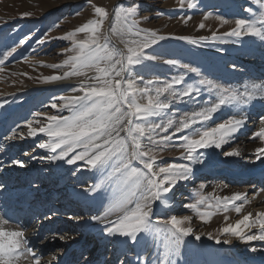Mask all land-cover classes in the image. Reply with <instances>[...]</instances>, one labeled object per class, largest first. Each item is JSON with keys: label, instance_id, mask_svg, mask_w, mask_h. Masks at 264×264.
<instances>
[{"label": "rangeland", "instance_id": "rangeland-1", "mask_svg": "<svg viewBox=\"0 0 264 264\" xmlns=\"http://www.w3.org/2000/svg\"><path fill=\"white\" fill-rule=\"evenodd\" d=\"M189 2L195 7L189 8ZM262 5L264 0H0V61H2L0 62V133L5 131L3 138H8L9 135H14L13 129H16L15 139L10 140L17 144L23 143L25 146L20 154L22 160L19 161H23L31 168L32 181H35L34 184L26 186V189L38 184L48 195L45 199V201L49 200L47 203H53L61 209L67 208L81 221V224L74 227L73 234L79 236L84 232L90 248L80 254L76 260L78 264L88 262V252L93 246L105 248L107 243H114L112 248L116 250L128 240L118 235H106L103 221L92 219L94 216L107 217L109 220L116 219L119 213L109 215V209L114 203L113 195L118 193L114 187L107 186L92 192L91 189L101 179L100 173L91 169L85 161H77L69 165L67 159L71 158L73 153H69L64 160L49 159L54 154L59 155V151L54 153L51 149H42L39 144H51L52 139L43 133L29 137L27 124L30 122L35 128L46 127L50 116H70L72 113L62 107L67 100L61 97L83 95L80 90L82 81L87 85L99 86L97 81L92 79L98 75L95 67L83 69L84 75H70L64 80L44 81V77L63 76L65 72L72 71L70 64L56 69L48 65L63 64L68 56L75 55L78 51L76 42L86 40L92 35L88 31L77 32L76 29L81 28L89 20L100 19L99 14L94 10L95 7H103L108 12L107 18L97 26L100 42L104 43L106 36L109 46H115L125 55L127 48L122 41L130 42L139 38L128 34L127 25L117 18V12L123 14L128 8L134 7L135 14L131 19L136 22L138 29L146 30L141 36L147 38L151 33H155L156 36L166 37L145 49V55L155 59H145L140 65L134 66L131 79L136 81V88L148 87L152 89L150 94L155 95L156 88L162 87L166 82L171 83L174 77L183 75V84L174 85L173 91H185L188 85L198 87L200 90L199 95L193 93L190 97L166 98L167 94H165L162 99H165L169 107L159 115L148 119V123L161 125L162 128L168 125L169 120L173 122V126L167 129V134L172 135V139L166 144L153 146V152L159 161L157 171L159 167L169 164L186 165L190 169L187 179L180 180L167 194L166 199L156 201L153 205V223L173 215L178 219L189 217V220L184 221L183 226L190 227L194 234L183 238L177 254L171 257L172 264H224L221 257V254L223 255L221 249L224 248H220L222 244L216 243L215 239H210L209 233L213 237H219L220 240L221 238L231 240L230 250L227 251H235L247 264H264V240H241L219 231L228 225H235L238 221L237 216L241 217L247 211L244 209L237 213L235 210V207L243 203L244 197L231 203L224 200L225 197L231 198L237 192L245 196L247 185L244 187L242 184H231L226 182L228 178L225 175L215 173V167L221 164L217 154L214 155L215 146L198 149L193 153L194 159L191 160L187 158L186 150L181 147L182 143H186L180 139L181 135H190L193 139L199 138L200 132L235 117L233 109L238 106H222L212 114L210 120L203 125L199 123L196 125L195 135L187 131L175 133V127L179 126L181 118L186 114L191 116L218 102L217 93L214 90L210 91L206 85H200L198 83L200 79L211 80L218 85L237 89L240 92H244L246 86L253 84L248 81L250 74L245 72L241 63L243 64L245 59H254L255 55H259L261 47L264 46V39L250 34L240 37L223 34L235 27L236 19H258L260 12L264 11ZM25 13L30 15H24ZM225 20L227 23L223 22ZM69 33H74V36L69 39L62 38ZM213 33L218 38L213 39ZM179 36L192 37L198 40V43L192 44L177 39L176 37ZM25 37L28 39L21 44L20 41ZM200 37L206 39L199 40ZM39 40L44 42L38 44ZM128 46L134 47L131 43ZM4 52L10 54L5 57ZM115 59L120 57L117 56ZM167 60L189 64L198 68L200 74L188 72L179 67V64L165 63ZM100 66L103 67V64ZM148 81H153V84L149 85ZM137 100L146 103V98L138 96ZM53 104L57 107L53 108ZM124 107L127 110V106ZM244 126L219 148L218 154L225 153L227 146L241 136L245 130ZM21 134L24 136L23 139L20 138ZM165 134L164 131L157 129L152 134V139L159 141ZM121 135L124 133L122 132ZM252 138L256 149H264V141L259 137L252 136ZM144 143H147L146 139ZM75 151H84V148L81 146ZM254 154L256 160V150ZM13 156L10 159H13ZM5 162L7 164L9 161L5 159ZM133 166L143 167L139 161H133ZM250 185L251 182L248 186ZM22 191L19 190L17 195ZM40 194L36 193L35 196ZM226 203L227 209L224 207ZM194 204L195 208L190 207ZM61 209L58 208V211ZM0 219L4 221L0 223V228H4V231L24 232L15 221L5 219L1 214ZM253 225L256 227L242 228L246 235L261 234L259 224L254 221ZM195 235H200V239L197 240ZM144 239L146 241L143 246L144 252L149 250L150 246L156 248L154 255L147 260V264H159L165 258L162 243L147 233ZM103 251L105 250L101 253L104 256ZM129 252L131 247L125 249L124 261Z\"/></svg>", "mask_w": 264, "mask_h": 264}, {"label": "snow or ice", "instance_id": "snow-or-ice-1", "mask_svg": "<svg viewBox=\"0 0 264 264\" xmlns=\"http://www.w3.org/2000/svg\"><path fill=\"white\" fill-rule=\"evenodd\" d=\"M188 7L192 8L195 5L189 2ZM94 10L99 14L100 19L89 20L81 28L76 29L77 32L88 31L92 35L86 40L77 41L78 51L75 55L68 56L63 64L48 65V67L56 69L70 64L72 71L65 72L63 76L44 77V81L64 80L70 75H84L83 69L95 67L98 75L92 79L97 81L99 86L87 85L82 81L80 90L83 95L61 97V99L67 100L62 107L72 113L70 116H50L48 117L49 124L40 128L32 127L29 122L27 135L35 137L43 133L52 139L51 144H39L42 149H51L54 153L59 151V155L54 154L49 159L53 161L64 160L69 153H73L72 157L67 159L69 165L75 164L77 161H85L91 169L98 171L101 179L91 189L92 192H97L106 186L114 187L118 195L114 194L112 197L114 203L109 209V215L113 213H119V215L114 220H109L107 217H92L93 220L103 221L106 235H118L136 242L139 234H151L162 243L165 249V258L159 264H172L171 257L177 254L183 238L194 234L190 227L183 226L184 221L189 220V217L185 216L178 219L173 215L167 219H158L153 223V205L156 201L166 199L167 194L174 189L180 180L187 179V173L190 169L186 165L169 164L165 167H159L157 171L159 161L153 152V146L166 144L172 139V135L167 134V129L173 126V122L169 120L168 125L162 128L161 125L148 123V119L151 116L159 115L169 107L165 99H162L165 94H167L166 98L190 97L193 93L199 95L200 90L198 87L188 85L185 91H173L174 85L183 84V75L174 77L171 83L166 82L162 87L156 88L155 95L150 94L152 89L148 87L136 88V81L131 79L134 66L140 65L145 59H155V57L146 56L145 49L166 37L156 36L155 33H151L147 38L141 36V33L146 30L138 29L136 22L131 19L135 14L134 7L128 8L123 14L117 12V18L127 25L128 34L139 38L130 42L122 41L127 48L125 55L115 46L110 47L106 36L104 43L100 42L97 26L107 18L108 12L103 7H95ZM246 11L251 12L252 10L246 9ZM24 15L30 14L25 13ZM223 22L227 23L226 20ZM200 26L203 27V25ZM245 34L264 39V11L260 12L258 19H236L235 27L223 35L240 37ZM73 36L74 33H69L62 38L69 39ZM176 38L192 44L198 43V40L189 36ZM212 38L218 37L213 33ZM27 39L28 37H25L20 43L24 44ZM204 39L206 37L199 38V40ZM43 42V40L37 41L38 44ZM129 43L133 44L134 47H129ZM9 54V52H4L5 57ZM117 56L120 59H115ZM165 63L179 64L176 60H167ZM101 64L103 67L100 66ZM179 67L188 72L200 74L198 68L189 64H179ZM198 83L206 85L210 91L214 90L218 95V102L198 113H193L191 116L186 114L185 117L181 118L179 126L175 127V133L187 131L191 135H195L197 132L196 125L198 123L203 125L204 122L210 120L212 114L216 113L222 106L247 104L254 98L256 92H264V85L257 84L246 86L245 91L240 92L237 89L224 87L207 79H200ZM148 84H153V81H148ZM138 96L146 98V103L138 102ZM125 105L127 110H125ZM52 107L55 108L57 105L53 104ZM37 115L41 114L37 113ZM246 119V117L240 119L232 117L224 123L217 124L214 128L200 132L199 138L195 139L190 138V135H181L180 139L186 141V143L181 144V147L186 150L189 160L194 159L193 153L200 148L211 146L221 148L245 125ZM260 120L262 126L253 136L264 141V116L260 117ZM157 129L166 133L159 141L152 139V134ZM122 132L124 135H121ZM15 133L16 129H13L14 135L8 139L15 138ZM20 138L23 139L24 136L21 134ZM145 139L147 143H144ZM81 146L84 151H75ZM256 153L257 159L264 157V149L257 148ZM225 155L237 156L239 152L233 150L225 153ZM133 161H139L143 167H134ZM13 163L24 166L22 161H13ZM243 196V193L237 192L231 198L225 197L224 200L231 203L240 200ZM227 206L226 203L225 209ZM190 207L195 208L196 205H190ZM235 210L239 213L241 208L236 207ZM250 217L251 213L244 215L243 219L236 221L235 225H228L219 231L241 240H264V212H258L257 217L259 219L255 221L259 224L260 235H246L242 230V225L248 229L253 226ZM3 222L0 219V223ZM24 236L23 231L6 232L0 228V264H15L22 255L25 259L29 256L32 257V264H42L33 249L28 247V242ZM58 238L60 240L66 239L65 236ZM195 238L199 240L200 235H195ZM209 238L215 239L218 244H230L232 242L228 239L221 241L219 237H213L210 233Z\"/></svg>", "mask_w": 264, "mask_h": 264}, {"label": "bare ground", "instance_id": "bare-ground-1", "mask_svg": "<svg viewBox=\"0 0 264 264\" xmlns=\"http://www.w3.org/2000/svg\"><path fill=\"white\" fill-rule=\"evenodd\" d=\"M255 57L254 59H245V62L241 63V67L246 73L250 74L248 81L257 85H264V46L261 47L259 55H255ZM237 106L238 108L233 109L235 117L237 119L247 118L244 126L245 130L241 136L227 146L225 153L235 150L239 152V155L226 156L225 153L218 154L219 148L215 147L216 153L214 155L217 154L216 156L221 163L215 167V173L221 176L225 175L228 178V181H226L227 179L225 181L231 184H242L244 187L247 185V192L242 200L243 203L237 206L241 210L245 209L247 211L241 217L238 215L237 219L241 220L244 215L251 213L250 222H254L259 219L257 213L264 212V158L255 160L256 145L252 138L253 134L259 131L262 126L260 117L264 116V92H256L249 103ZM4 133L5 131L0 133V214L5 219L15 221L24 229V238L28 242V247L33 249L42 264H78L77 258L82 252L90 248L84 232L79 236L73 234L74 227L81 224V221L72 215L67 208L62 207L64 209H61L53 203H47L49 200L45 201V199L48 195L43 192L38 184L31 186L30 189L28 187V190L26 189V186L35 183V181H32L31 168L27 167V164L23 161V167L13 163V161L22 160L20 154L24 144H17L7 137L3 138ZM9 136L11 137L12 134ZM12 155H14V158L10 159ZM5 159L9 161L7 164H5ZM25 161L27 162V160ZM253 174H256L257 177L248 186V181ZM21 189L23 193L17 195V192ZM36 193L41 194L35 196ZM58 208L61 210L58 211ZM253 227L256 226L253 225ZM241 228L246 229L243 225ZM59 236H65L66 239L60 240ZM103 236L104 234L101 237ZM144 236L145 233L139 234L136 242H132L127 238L128 240L125 243L131 242L133 246H125L122 253L116 250L111 251L110 256L107 257V255L104 258L101 256L103 247L93 246L90 249L91 251L88 252L87 260L88 258L89 260L85 264H129L131 260H134L132 264H147V260L154 255L156 248L150 246V249L144 252L143 246L146 242ZM223 240L226 239L221 238V241ZM220 244H222L220 248H224V250L221 249L223 251L222 259L227 264H247L240 260L235 251H227L230 250L231 243ZM127 247H131V252L124 261V252ZM15 264H32V257L29 256L25 259L22 255L16 260Z\"/></svg>", "mask_w": 264, "mask_h": 264}]
</instances>
